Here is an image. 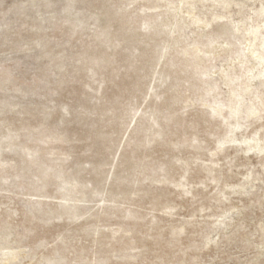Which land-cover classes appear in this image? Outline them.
Here are the masks:
<instances>
[{
	"label": "rangeland",
	"instance_id": "374dc122",
	"mask_svg": "<svg viewBox=\"0 0 264 264\" xmlns=\"http://www.w3.org/2000/svg\"><path fill=\"white\" fill-rule=\"evenodd\" d=\"M0 264H264V0H0Z\"/></svg>",
	"mask_w": 264,
	"mask_h": 264
}]
</instances>
